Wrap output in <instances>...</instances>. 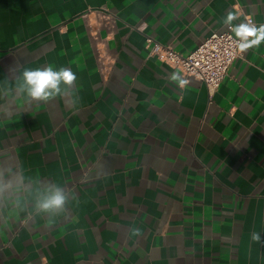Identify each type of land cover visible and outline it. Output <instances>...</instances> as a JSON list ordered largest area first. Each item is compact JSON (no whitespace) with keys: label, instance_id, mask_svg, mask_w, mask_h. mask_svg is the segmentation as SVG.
<instances>
[{"label":"crops","instance_id":"obj_1","mask_svg":"<svg viewBox=\"0 0 264 264\" xmlns=\"http://www.w3.org/2000/svg\"><path fill=\"white\" fill-rule=\"evenodd\" d=\"M229 12L264 25V0H0V170L70 201L49 225L0 199V264H264V41L216 91L152 52L188 56ZM42 66L77 92L25 103Z\"/></svg>","mask_w":264,"mask_h":264},{"label":"clouds","instance_id":"obj_2","mask_svg":"<svg viewBox=\"0 0 264 264\" xmlns=\"http://www.w3.org/2000/svg\"><path fill=\"white\" fill-rule=\"evenodd\" d=\"M239 17L229 12L226 15L224 23L228 26L239 39L240 48L246 50L254 45H258L264 41V25L256 27L248 23L233 22ZM249 37H255L249 39ZM20 81L16 91L21 95H25V103L31 101L48 102L58 96H71L77 92L76 84L77 75L69 67L61 66L54 69L52 66H42L35 69L25 68L20 76ZM171 81L177 82L180 86H184L187 82L178 74L173 73L170 77ZM63 85V89L62 86ZM79 96L73 100V106L79 102ZM29 184L35 185L33 191L28 187ZM11 193L16 197L14 206L20 212L28 211V205L31 203L32 218L47 216V224L54 225L56 218L68 214L66 205L69 204V194L63 188L55 184L47 187H39V180H33L26 177L23 172H18L14 176H6L3 170H0V199ZM21 194H25L23 198ZM135 235H140V230H134ZM252 242L264 246V240L261 239V233L252 231L250 234Z\"/></svg>","mask_w":264,"mask_h":264},{"label":"built area","instance_id":"obj_3","mask_svg":"<svg viewBox=\"0 0 264 264\" xmlns=\"http://www.w3.org/2000/svg\"><path fill=\"white\" fill-rule=\"evenodd\" d=\"M246 23L254 25L249 17L246 18ZM159 50L163 51L166 63L175 67L185 77L204 83L211 91H216L221 86L229 69L243 57L244 51L240 48L239 39L229 27L221 33L211 35L188 56L156 44L152 52L158 55ZM98 58L102 76L107 78L112 72L113 63L101 55Z\"/></svg>","mask_w":264,"mask_h":264}]
</instances>
